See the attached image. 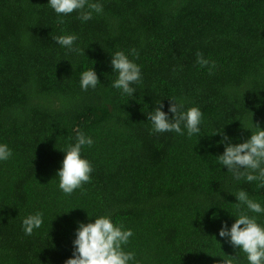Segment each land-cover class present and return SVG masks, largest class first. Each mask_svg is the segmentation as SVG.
Here are the masks:
<instances>
[{"label": "trees", "instance_id": "16d2710c", "mask_svg": "<svg viewBox=\"0 0 264 264\" xmlns=\"http://www.w3.org/2000/svg\"><path fill=\"white\" fill-rule=\"evenodd\" d=\"M99 2L103 14L82 23L75 12L60 22L47 0H0V143L13 152L0 162V264H64L87 214L130 228L137 264H247L218 230L235 219L228 192L264 202V189L220 168L214 133L240 143L264 129V0ZM66 34L84 54L55 43ZM117 51L141 67L132 97L111 86ZM92 66L101 85L85 92ZM172 98L201 109L200 136L151 131L146 113ZM77 131L94 141L81 153L94 171L66 196L56 172ZM36 212L44 224L26 236Z\"/></svg>", "mask_w": 264, "mask_h": 264}, {"label": "clouds", "instance_id": "9594fccd", "mask_svg": "<svg viewBox=\"0 0 264 264\" xmlns=\"http://www.w3.org/2000/svg\"><path fill=\"white\" fill-rule=\"evenodd\" d=\"M47 5L54 11L60 22L74 12L82 22L93 19L94 15L103 14V4L99 0H47ZM55 43L70 52L84 54V49L76 47L78 36L75 34L60 35L53 38ZM111 56L110 64L116 79L112 87L129 97L136 93L133 85L142 82L141 67L134 60L129 59L123 51H117ZM198 63L207 65L201 54H197ZM72 66V65H71ZM79 85L82 91L95 90L100 84L93 66L80 75ZM168 110H163L161 99L146 113L147 121L151 123L153 133L174 132L188 137L200 136L203 113L199 107L193 106L185 110L184 104L169 99ZM171 113V116H169ZM256 129L240 143H234L235 138L227 135L223 129L214 134L220 135L217 145L223 146L222 154L215 156L216 163L226 167L234 182L256 183L258 189H264V129L253 125ZM93 139L81 131L76 132L75 142L61 150L64 157L56 172L58 188L70 196L74 191L82 189L90 182L94 171L89 160L82 157V149L91 147ZM13 155L12 150L5 143H0V162L8 161ZM235 197L234 217L231 226L221 225L219 237L238 252L244 254L247 264H264V223L259 218L264 216V202L250 197L244 189L231 193ZM211 207V206H210ZM209 207V208H210ZM67 213V212H66ZM90 222H77L72 240V255L64 264H137L135 253L126 251L133 231L122 224L113 222L111 215L90 217ZM44 224L42 212L29 214L22 219L21 227L26 236L33 235L35 230Z\"/></svg>", "mask_w": 264, "mask_h": 264}]
</instances>
